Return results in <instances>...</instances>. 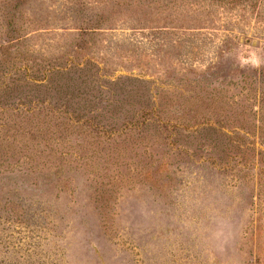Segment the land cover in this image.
<instances>
[{
  "label": "rangeland",
  "instance_id": "1",
  "mask_svg": "<svg viewBox=\"0 0 264 264\" xmlns=\"http://www.w3.org/2000/svg\"><path fill=\"white\" fill-rule=\"evenodd\" d=\"M74 2L78 0H22L24 30L19 36L34 56L49 48L62 50L64 40L72 37L96 36L92 51L103 56L108 79L147 82L155 106L162 101L155 88L167 90L169 96L188 93L197 87L194 77L232 72L214 81L229 84L228 102L247 108L248 124L241 130L245 135L238 136L234 147L225 146L220 162L209 141L187 143L214 127L211 123L175 127L171 122L173 128L162 130L156 144L147 138L149 142L144 139L134 150L128 146L135 132L122 127L109 133L115 144L91 146L102 155L126 148L129 157L116 165L111 160L94 171L96 165L89 163L90 171L84 172L87 165L76 154V145L84 141L74 134L68 136L74 159L68 163V155L62 170L22 162L2 169L0 264H264V135L258 129L263 126L264 131L258 94L264 85V21L230 17L235 13L226 18L227 13L218 10L213 27L192 34L200 53L168 63L164 48L157 45L158 38L165 37L161 33L131 30L121 17L110 21L114 25L101 24L100 16L99 25L92 23L87 13H99L100 0H83L85 19L91 22L79 26L69 10ZM32 14L44 25L32 23ZM128 41L137 52L120 46ZM4 42L0 37V44ZM248 83L255 95L247 96ZM109 170H115L113 175ZM100 172L118 181L105 193L106 201L95 184Z\"/></svg>",
  "mask_w": 264,
  "mask_h": 264
},
{
  "label": "trees",
  "instance_id": "2",
  "mask_svg": "<svg viewBox=\"0 0 264 264\" xmlns=\"http://www.w3.org/2000/svg\"><path fill=\"white\" fill-rule=\"evenodd\" d=\"M100 1L99 13L91 14L85 12L87 6L83 0H78L77 4L74 2L69 10L73 19L80 22L79 26L89 25L91 21L99 25L98 16L101 24L114 25L115 22L110 21L121 17L127 19L125 23L131 30L159 32L165 37L158 38V49L164 48L161 50H164L168 63L171 59L181 60L184 55L200 53L192 34L199 29L213 27V16H217L218 10L227 13L226 18L235 13L230 17L246 19L248 16L264 21V0ZM21 2L4 0L0 4V37L5 41L0 44V171L18 167L21 162L62 170V167L68 166V155V163L73 162L74 154L68 149L74 146L69 144L68 136L74 134L84 141V145H76L80 147L76 151L78 159L85 165H96L94 171L98 170L100 163L109 164L114 160L111 164L116 165L118 160L129 157V151L124 147H117L113 153L106 155L91 149L93 145L102 149L109 147L107 144H115V141L111 143L112 135L109 133L122 127V130L126 128L135 132L136 139L128 146L134 150L144 139L149 142L147 138H152L156 144L162 130L173 128L171 122H176L175 127L191 122L193 125L211 123L214 127L204 129L196 139L187 143L209 141L220 162L224 161L221 151L225 150V146L234 147L239 141L238 136L245 135L241 130H246L248 124L247 108L237 102H228L226 87L229 84L217 85L215 74L194 77L197 87L191 88L188 93L178 92L169 96L167 90L155 88L162 94V101L155 106L150 101L151 89L147 82L122 77L113 81L108 79L109 71L104 68L103 56H95L92 51L96 36L72 37L64 40L62 50L49 48L45 54L34 56L23 44L24 38L19 36L24 30ZM190 9H194L193 13L189 12ZM86 13L91 15V21L85 19ZM30 18L37 26L44 25L34 14ZM171 35L176 36L172 39ZM120 46L129 52H137V46L132 41ZM98 59L102 66L96 62ZM168 67L173 68L166 66V69ZM187 72L195 71L188 69ZM231 73L218 71L215 79L222 78L221 75L230 76ZM186 76L184 74L182 78L184 83L188 82ZM247 82L244 80V83ZM248 85L247 96L255 95L253 85ZM258 94L261 102L259 110L262 111L264 85ZM258 129L264 135L263 126ZM260 153L264 160V151ZM88 171L87 165L84 172ZM114 172L109 170L108 174L113 175ZM108 174L100 172L95 181L96 188L102 189V201L104 198L108 200L105 193H111L118 183L116 179L111 182Z\"/></svg>",
  "mask_w": 264,
  "mask_h": 264
}]
</instances>
